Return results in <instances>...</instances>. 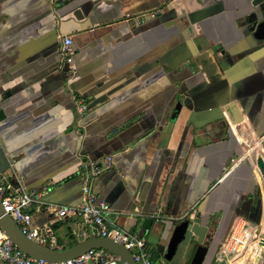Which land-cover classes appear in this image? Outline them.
Returning a JSON list of instances; mask_svg holds the SVG:
<instances>
[{"label":"crops","instance_id":"1","mask_svg":"<svg viewBox=\"0 0 264 264\" xmlns=\"http://www.w3.org/2000/svg\"><path fill=\"white\" fill-rule=\"evenodd\" d=\"M261 2L0 0V175L47 188L29 209L46 248L78 244L79 227L93 238L47 210L81 201L85 157L102 168L111 157L93 192L109 222L146 238L153 264H169L187 216L210 224L202 264L218 263L238 223L264 237V40L249 22ZM221 81L227 101L196 111L190 95ZM248 246L264 264V242Z\"/></svg>","mask_w":264,"mask_h":264},{"label":"built area","instance_id":"2","mask_svg":"<svg viewBox=\"0 0 264 264\" xmlns=\"http://www.w3.org/2000/svg\"><path fill=\"white\" fill-rule=\"evenodd\" d=\"M71 37L62 36L60 54L62 62L70 63L73 58ZM0 96V103H1ZM86 105L78 100L76 110L79 114L85 111ZM79 139L85 137L84 132H78ZM264 153V149H261ZM111 157L106 158L104 168L96 165V162L85 157L83 166L86 170L81 179L82 197L75 205H47V210L57 218L75 216L80 218L90 227V235L93 237H106L122 244L132 255L136 264H153L154 251L143 236L127 232L123 228L111 223L107 219L110 210L109 204L99 198L92 189V182L103 170L111 167ZM18 184H9L0 175V202L6 213H8L19 227L22 234L28 239L45 246L48 243L47 237L40 234L39 229L33 224L32 215L29 211L34 205L42 204V194L47 190L26 189L21 181ZM264 237L260 234L251 238L248 224L238 223L235 225L231 237L221 249L222 258L217 264H260L256 259L246 258V251L250 242L262 244ZM0 264H123L116 255L104 248H93L81 255L61 261L48 262L30 257L11 242L8 236L0 229Z\"/></svg>","mask_w":264,"mask_h":264},{"label":"water","instance_id":"3","mask_svg":"<svg viewBox=\"0 0 264 264\" xmlns=\"http://www.w3.org/2000/svg\"><path fill=\"white\" fill-rule=\"evenodd\" d=\"M257 6L256 11L249 18V22L255 38L264 40V0ZM227 86V81H221L190 95L194 109L204 111L216 108L222 102H226L227 96H220L219 92ZM234 90L235 86H232L230 96H234ZM180 105V103L177 105L176 111H179ZM258 166L261 168L264 178V163L261 158L258 159ZM209 226L208 222L204 223L200 219L199 214L192 218L190 216L183 218L172 229L163 255L164 259L169 264H202L209 250L207 243L213 240ZM0 229L4 231L17 249L35 259L55 262L75 258L93 248H104L116 255V258L123 264H136L131 253L122 244L106 237L86 239L81 227H79L78 244L64 251L46 248L22 234L11 216L5 212L1 202Z\"/></svg>","mask_w":264,"mask_h":264}]
</instances>
